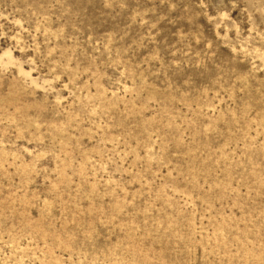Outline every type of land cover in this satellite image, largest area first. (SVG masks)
<instances>
[{"label": "rangeland", "instance_id": "1", "mask_svg": "<svg viewBox=\"0 0 264 264\" xmlns=\"http://www.w3.org/2000/svg\"><path fill=\"white\" fill-rule=\"evenodd\" d=\"M0 264H264V0H0Z\"/></svg>", "mask_w": 264, "mask_h": 264}]
</instances>
